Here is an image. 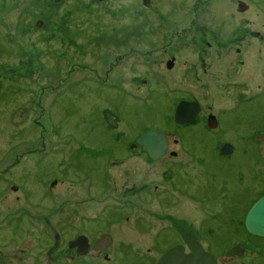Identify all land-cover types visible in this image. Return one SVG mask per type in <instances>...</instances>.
Listing matches in <instances>:
<instances>
[{"label": "rangeland", "instance_id": "obj_1", "mask_svg": "<svg viewBox=\"0 0 264 264\" xmlns=\"http://www.w3.org/2000/svg\"><path fill=\"white\" fill-rule=\"evenodd\" d=\"M237 1L0 0V264H47L59 233L125 217L148 238L168 224L214 243L221 262H241L221 253L236 241L261 258L241 222L264 190V103L235 106L264 90L249 33L264 34V0ZM183 98L218 128L175 123ZM145 129L177 156L132 148Z\"/></svg>", "mask_w": 264, "mask_h": 264}, {"label": "flooded vegetation", "instance_id": "obj_2", "mask_svg": "<svg viewBox=\"0 0 264 264\" xmlns=\"http://www.w3.org/2000/svg\"><path fill=\"white\" fill-rule=\"evenodd\" d=\"M249 33L256 34V38L258 39L264 38V34L262 35V32L260 30L252 29L249 31ZM170 60L174 64V58L167 60L165 62V67L167 69H171L173 67V66L171 68L167 67V63ZM258 92L259 93L263 92V93L261 95L253 94L251 96H247L245 99H242L241 102L239 103V105L242 104V106L236 104L235 108L240 109L243 108V104H252V103H256L259 106L263 105L264 100L262 101V99L264 97V90L261 89ZM182 100H186L190 102L197 101L200 104V110L196 115V119L193 123L190 124L198 123L203 117V119H205V124L207 126V118L209 115H212L213 117H215L217 125L219 126L220 123L219 117L213 113H204L205 109L203 108L202 103L200 101H198L195 98L193 99L183 98V99H179L178 102ZM237 112L238 110L236 111V113ZM244 116L246 117L245 122H249L251 124L254 123V119L252 118L250 119V117H247L245 114H243V117ZM237 118L239 117L236 116V119ZM247 118H249V120ZM184 124H188V123H184ZM261 133L264 134V132H258L256 134L254 133L253 135L254 140H256L255 136ZM167 135H168V146L166 153L170 154L172 157H175L177 156V153L173 150H170L169 148L170 135L169 133H167ZM134 141H136V138L134 139ZM172 143L177 144L178 139L173 138ZM224 143H230V142L225 141L220 143L218 146V151L220 152V154L224 156H229L235 150L234 145L230 143L233 146V150L229 154H223L221 153V146ZM134 147H139L141 149L144 148L143 146H139V145H136ZM143 151L148 159L149 157L146 153L145 148L143 149ZM263 194H264V190L260 191L259 194L256 195V197H254L253 200L249 202L246 208V212L250 208V206ZM246 212L244 213V216L242 218L241 230L244 236L247 237L248 241H250L253 245L259 247L258 251L261 258H257L256 256L255 257L251 256L246 244L241 241L234 242L229 247L223 249L221 253L227 259L240 260L241 262L238 264H264V237L255 235L247 231L244 225V218ZM117 224L118 225L116 229H110L112 231H108V230L99 231L93 228H88L78 232L67 233V235H63L59 233L58 235L60 237V241H61L60 244L62 247H60V249L56 251L52 249L49 251L50 258L47 264H159L162 257L169 249L179 245L183 246L184 254H191L192 250L190 249V247L187 245L186 242L188 238H193L194 240L200 242L193 234L187 233L180 235V233L177 232L175 227L170 226L168 224L163 225L160 229H158L152 235L151 238L146 237V232L144 231L145 229L143 227H137L133 223H130L127 217H125V221H119ZM122 225L129 226L130 230H132L133 232L129 233V235L126 236L122 231L121 228ZM135 230L136 232H134ZM200 244L202 245L204 251L212 255V257L216 261V264L232 263L230 261L221 262L218 259L219 253L216 255V253L213 252L218 250V248L215 247L214 243L211 245L212 248L211 246H207L206 248L201 242ZM234 245H240L239 248L240 250L238 251L240 255L237 254L230 257L226 256L225 253ZM242 259H244V261H242ZM58 260L60 261V263H57Z\"/></svg>", "mask_w": 264, "mask_h": 264}, {"label": "water", "instance_id": "obj_3", "mask_svg": "<svg viewBox=\"0 0 264 264\" xmlns=\"http://www.w3.org/2000/svg\"><path fill=\"white\" fill-rule=\"evenodd\" d=\"M54 1L59 2L60 0ZM148 1L149 0H143L145 4H147ZM247 8L248 5L245 2L241 0L237 1L238 11H244ZM35 24L38 26L42 24V21L38 20ZM172 66L173 63L170 60L167 63V67L171 68ZM199 110V102L182 100L178 102L175 107L173 114L174 121L177 124L193 123ZM207 126L209 128H215L217 126L215 117L212 115H209L207 118ZM255 139L258 141H264V134L256 135ZM136 145L143 146L150 159L158 160L161 159L167 152L168 135L162 130L146 129L137 136L132 147ZM232 148L233 147L230 143H224L221 146V152L223 154H229L232 151ZM16 188V186L13 187L14 190H16ZM244 225L248 232L264 237V194L261 195L247 210L244 218ZM121 228L126 236L133 232L127 225H122ZM134 232H136V230ZM186 242L192 250L191 254H184L183 246L179 245L169 249L162 257L159 264H216L212 255L204 251L200 242L194 240L193 238H188ZM239 248L240 245H234L225 253V255L229 257L237 254L240 255L238 252L240 250Z\"/></svg>", "mask_w": 264, "mask_h": 264}, {"label": "bare ground", "instance_id": "obj_4", "mask_svg": "<svg viewBox=\"0 0 264 264\" xmlns=\"http://www.w3.org/2000/svg\"><path fill=\"white\" fill-rule=\"evenodd\" d=\"M241 1H242V0H241ZM245 3H246V2H245ZM246 4H247V3H246ZM247 5H248V4H247ZM248 7H249V6H248ZM247 9H248V8H247ZM247 9H246V10H247ZM246 10H244V11H246ZM244 11H239V12H244ZM217 127H218V125H217L215 128H209V129H216ZM207 128H208V126H207ZM145 130H146V129H145ZM145 130H143V131H145ZM261 134H262V133H261ZM257 141H258V140H257ZM232 147H233V146H232ZM232 150H233V148H232ZM221 153H222V152H221ZM232 154H233V153H232ZM232 154H231V155H232Z\"/></svg>", "mask_w": 264, "mask_h": 264}]
</instances>
